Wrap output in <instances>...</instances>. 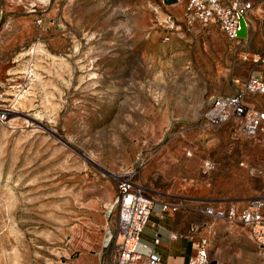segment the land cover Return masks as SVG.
<instances>
[{
    "label": "rangeland",
    "instance_id": "rangeland-1",
    "mask_svg": "<svg viewBox=\"0 0 264 264\" xmlns=\"http://www.w3.org/2000/svg\"><path fill=\"white\" fill-rule=\"evenodd\" d=\"M248 1L232 42L169 0H0V264H108L105 213L126 172L187 171L221 211L260 194L262 138L203 118L264 80V0ZM212 221L230 231L207 239L210 260L238 264L245 231Z\"/></svg>",
    "mask_w": 264,
    "mask_h": 264
},
{
    "label": "built area",
    "instance_id": "built-area-1",
    "mask_svg": "<svg viewBox=\"0 0 264 264\" xmlns=\"http://www.w3.org/2000/svg\"><path fill=\"white\" fill-rule=\"evenodd\" d=\"M183 6V15L187 23L206 25L214 23L225 38L239 42L237 34L240 22L247 29V15L252 8L248 0H169ZM36 24L40 23L37 19ZM252 63L264 64V55L253 58ZM31 76L27 69L24 75L25 84ZM264 97V80L257 74H251L242 83L238 92L231 96L217 97L212 100L203 118L212 127L222 125L229 120L236 123L238 132L246 139L262 138L264 149V112L254 109L248 104V98ZM10 110L0 107V123L6 121ZM203 174L212 169L208 161L201 166ZM153 204L149 190L140 183H135L133 175L126 172L115 181V195L106 209L107 215L115 212L114 231L106 238V245L111 244L112 252L108 264H164L159 256L139 243V234L145 227ZM162 211L176 210L175 206L161 204ZM203 214L227 224L239 225L248 239L260 250L264 251V195L248 198L242 208L230 205L224 211L216 210L208 205ZM193 255L188 264H209L207 241L189 236ZM155 236L152 245L156 246Z\"/></svg>",
    "mask_w": 264,
    "mask_h": 264
},
{
    "label": "crops",
    "instance_id": "crops-1",
    "mask_svg": "<svg viewBox=\"0 0 264 264\" xmlns=\"http://www.w3.org/2000/svg\"><path fill=\"white\" fill-rule=\"evenodd\" d=\"M248 104L264 112L263 96L248 98ZM182 164L178 166L185 168ZM190 177L187 171L169 170L141 181L151 193L153 204L147 223L139 234V243L155 252L164 264H188L194 253L189 236L207 241L211 235L230 231L228 228L219 227L217 223L214 224L212 221L214 218L203 214L206 205L216 210L219 208L209 205L212 200L203 197L202 188H196ZM261 194L264 195V186L258 195ZM165 203L175 206L176 210L162 211L160 205ZM113 231L114 226L106 233L109 235ZM155 236L158 244L153 246ZM239 249L236 256L239 257L236 261L238 264H264V251L257 248L249 239H242ZM208 260L209 264H219L210 260L209 255Z\"/></svg>",
    "mask_w": 264,
    "mask_h": 264
},
{
    "label": "water",
    "instance_id": "water-1",
    "mask_svg": "<svg viewBox=\"0 0 264 264\" xmlns=\"http://www.w3.org/2000/svg\"><path fill=\"white\" fill-rule=\"evenodd\" d=\"M247 30H246V27H245V25H244V22H240V30H239V32H238V34H237V37L238 38H240V39H242V40H244V39H246V37H247V32H246Z\"/></svg>",
    "mask_w": 264,
    "mask_h": 264
},
{
    "label": "bare ground",
    "instance_id": "bare-ground-1",
    "mask_svg": "<svg viewBox=\"0 0 264 264\" xmlns=\"http://www.w3.org/2000/svg\"><path fill=\"white\" fill-rule=\"evenodd\" d=\"M44 4V3H43ZM34 75V74H33ZM36 78V77H35ZM21 92V91H20Z\"/></svg>",
    "mask_w": 264,
    "mask_h": 264
}]
</instances>
